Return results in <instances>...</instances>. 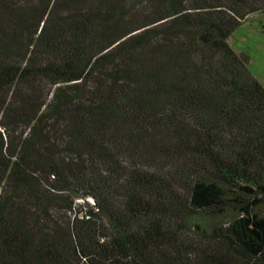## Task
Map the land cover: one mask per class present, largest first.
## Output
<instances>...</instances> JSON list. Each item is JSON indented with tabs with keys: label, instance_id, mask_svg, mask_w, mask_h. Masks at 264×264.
<instances>
[{
	"label": "trees",
	"instance_id": "16d2710c",
	"mask_svg": "<svg viewBox=\"0 0 264 264\" xmlns=\"http://www.w3.org/2000/svg\"><path fill=\"white\" fill-rule=\"evenodd\" d=\"M263 11L0 0V264H264Z\"/></svg>",
	"mask_w": 264,
	"mask_h": 264
},
{
	"label": "rangeland",
	"instance_id": "374dc122",
	"mask_svg": "<svg viewBox=\"0 0 264 264\" xmlns=\"http://www.w3.org/2000/svg\"><path fill=\"white\" fill-rule=\"evenodd\" d=\"M229 45L249 57L248 69L264 87V11L249 16L231 34Z\"/></svg>",
	"mask_w": 264,
	"mask_h": 264
}]
</instances>
